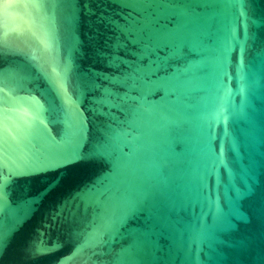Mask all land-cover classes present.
I'll list each match as a JSON object with an SVG mask.
<instances>
[{
  "label": "water",
  "instance_id": "obj_1",
  "mask_svg": "<svg viewBox=\"0 0 264 264\" xmlns=\"http://www.w3.org/2000/svg\"><path fill=\"white\" fill-rule=\"evenodd\" d=\"M134 2L0 5V264H264V0Z\"/></svg>",
  "mask_w": 264,
  "mask_h": 264
},
{
  "label": "snow or ice",
  "instance_id": "obj_2",
  "mask_svg": "<svg viewBox=\"0 0 264 264\" xmlns=\"http://www.w3.org/2000/svg\"><path fill=\"white\" fill-rule=\"evenodd\" d=\"M3 2L4 0H0V5H2ZM47 2H49V0H23V3L28 6L26 8L27 12H34V11L45 12L46 10L43 8L34 9L31 6L32 5H44ZM117 2L124 6L135 4L134 0H117ZM130 19L136 20V17H131ZM136 23L137 25H140L142 24V21L136 20ZM124 27L125 28L128 27L127 22L125 23ZM9 35L12 36L13 34L10 33ZM3 47H4V27H3V17L2 15H0V50H2ZM3 85H4V72L2 69H0V89L3 88ZM2 105H3V96H2V92H0V108H2ZM2 149H3V133H2V124H0V151H2ZM0 204H2V196H0ZM3 246H4V242L2 239H0V250L3 249Z\"/></svg>",
  "mask_w": 264,
  "mask_h": 264
}]
</instances>
